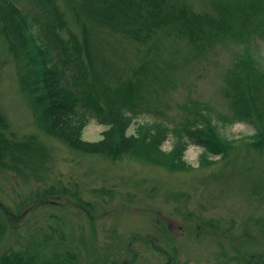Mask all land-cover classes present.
Wrapping results in <instances>:
<instances>
[{"label":"rangeland","instance_id":"374dc122","mask_svg":"<svg viewBox=\"0 0 264 264\" xmlns=\"http://www.w3.org/2000/svg\"><path fill=\"white\" fill-rule=\"evenodd\" d=\"M183 1L212 13L217 2ZM68 17L80 30L74 14ZM239 24L235 17L234 26ZM253 38L249 43L219 40L180 66L173 75L176 86L165 95L169 112H180L189 97L226 111L221 74L246 45L264 57V37ZM113 47L129 55L137 48L119 39H113ZM176 53L179 59L189 50L183 43L163 42V60ZM130 64L121 62L122 67ZM0 117V133L30 146L14 151L16 157L8 155V166L0 163V257L19 251L35 264H264V149L235 150L227 157L209 154L212 162L202 166L205 150L191 144L185 153L193 168L188 171L137 159L112 163L79 156L37 123L1 33ZM154 120L138 115L130 134ZM219 125L231 140L256 131L243 121ZM108 129L91 119L83 137L97 142ZM173 145L170 137L163 148L170 151Z\"/></svg>","mask_w":264,"mask_h":264},{"label":"trees","instance_id":"16d2710c","mask_svg":"<svg viewBox=\"0 0 264 264\" xmlns=\"http://www.w3.org/2000/svg\"><path fill=\"white\" fill-rule=\"evenodd\" d=\"M69 12L80 30L71 26ZM235 17L240 18L237 27ZM0 33L37 123L79 156H101L112 163L137 159L188 171L193 168L185 153L191 144L204 148L202 166L212 162L209 154L227 157L235 150L264 149V57L249 45L236 51L221 74L226 111L189 97L172 115L165 98L176 86L173 75L180 66L219 40L249 43L264 37V0H217L213 13L183 0H0ZM113 39L135 45L136 52L112 49ZM166 41L183 43L189 53L163 60ZM123 61L130 66L122 67ZM141 114L155 120L131 135ZM91 119L109 127L100 141L83 137ZM238 121L252 125L255 133L231 140L221 132L219 123ZM170 137L174 145L167 151L163 145ZM28 149L0 133V163L8 166V155ZM34 261L19 251L0 257V264Z\"/></svg>","mask_w":264,"mask_h":264}]
</instances>
